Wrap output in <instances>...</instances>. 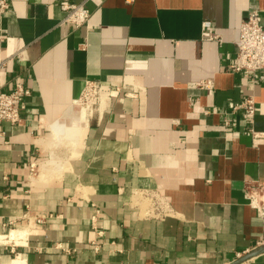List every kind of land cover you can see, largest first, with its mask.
<instances>
[{
	"label": "crops",
	"instance_id": "obj_1",
	"mask_svg": "<svg viewBox=\"0 0 264 264\" xmlns=\"http://www.w3.org/2000/svg\"><path fill=\"white\" fill-rule=\"evenodd\" d=\"M67 1L83 0L0 13V90H31L21 123L0 126V264H232L264 244V205L247 194L264 183V136L231 111L253 96L264 131V70L229 67L264 0H84L79 26L61 22ZM86 81L103 96L87 113L73 108Z\"/></svg>",
	"mask_w": 264,
	"mask_h": 264
},
{
	"label": "built area",
	"instance_id": "obj_2",
	"mask_svg": "<svg viewBox=\"0 0 264 264\" xmlns=\"http://www.w3.org/2000/svg\"><path fill=\"white\" fill-rule=\"evenodd\" d=\"M84 3V0L81 2L67 1L62 3L61 7L66 11V14L61 22H70L75 26L84 24L89 14V10ZM7 5V0H0V13L6 10ZM211 27L212 23L210 20L203 21V28L208 32L210 37L221 41V36L212 30ZM234 43L236 46V62L229 66L230 70L240 71L250 76H253L257 70H264V21L258 10H251L240 22L238 38ZM197 86L211 88L212 82L210 79L202 80L197 82ZM84 88H88L89 93L91 91L90 95H93L95 105H99V102L103 98L99 84L93 81H86ZM30 96V88L23 81L17 79L8 90H0V126L4 122L11 125L20 124L22 121L21 104L25 103ZM231 111L241 113L243 120L248 124L246 131L248 135L252 137L264 136V131H258L254 128L256 108L253 96H246L237 102H233L231 104ZM225 123L227 122L225 121ZM6 142V132L3 128H0V144ZM141 194L150 198L153 211H156L158 215H164L166 205L158 195L147 191H141ZM247 194L250 203L258 210L264 205V183L248 186ZM256 194L261 196L262 202L258 204L255 202ZM37 219L42 221L43 217ZM93 243L98 246L95 241ZM238 255V257L241 256V254Z\"/></svg>",
	"mask_w": 264,
	"mask_h": 264
},
{
	"label": "rangeland",
	"instance_id": "obj_3",
	"mask_svg": "<svg viewBox=\"0 0 264 264\" xmlns=\"http://www.w3.org/2000/svg\"><path fill=\"white\" fill-rule=\"evenodd\" d=\"M91 93V91H90ZM90 93L88 92V88H84L83 91L80 93V95L77 97V100L75 101L73 108L77 109L79 107V109L81 111L86 110V113L89 112L95 105L94 103V98L93 95H90ZM84 108V109H83ZM35 168L36 166L32 167V172H35ZM142 203H141V207L144 211V213L146 212L147 208L150 207L149 205V201L146 198H142ZM152 214H156V211H154Z\"/></svg>",
	"mask_w": 264,
	"mask_h": 264
},
{
	"label": "water",
	"instance_id": "obj_4",
	"mask_svg": "<svg viewBox=\"0 0 264 264\" xmlns=\"http://www.w3.org/2000/svg\"><path fill=\"white\" fill-rule=\"evenodd\" d=\"M261 252H264V244H262L261 246H259L256 249H254V250H252V251L240 256L238 259H236L234 262H232V264H236L238 262L246 260V259H248V258H250V257H252V256H254V255L258 254V253H261Z\"/></svg>",
	"mask_w": 264,
	"mask_h": 264
},
{
	"label": "bare ground",
	"instance_id": "obj_5",
	"mask_svg": "<svg viewBox=\"0 0 264 264\" xmlns=\"http://www.w3.org/2000/svg\"><path fill=\"white\" fill-rule=\"evenodd\" d=\"M84 109V108H83ZM83 113V112H81ZM77 120V119H76ZM72 123H75V122H72ZM64 129V126L61 124V123H55L53 125V130H54V133L55 134H58L60 133L62 130ZM68 130V129H67Z\"/></svg>",
	"mask_w": 264,
	"mask_h": 264
}]
</instances>
